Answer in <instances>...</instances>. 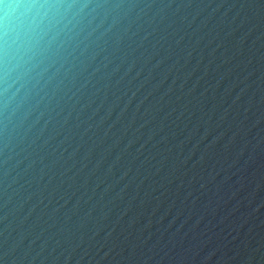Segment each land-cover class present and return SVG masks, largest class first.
<instances>
[{
  "label": "clouds",
  "instance_id": "obj_1",
  "mask_svg": "<svg viewBox=\"0 0 264 264\" xmlns=\"http://www.w3.org/2000/svg\"><path fill=\"white\" fill-rule=\"evenodd\" d=\"M0 264H264V0H0Z\"/></svg>",
  "mask_w": 264,
  "mask_h": 264
}]
</instances>
